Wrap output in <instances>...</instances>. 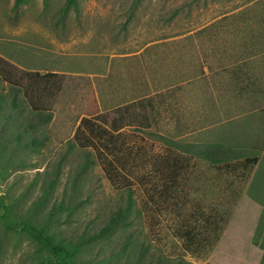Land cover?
<instances>
[{"label":"rangeland","instance_id":"obj_1","mask_svg":"<svg viewBox=\"0 0 264 264\" xmlns=\"http://www.w3.org/2000/svg\"><path fill=\"white\" fill-rule=\"evenodd\" d=\"M13 1L0 0V58L15 63L21 74L31 69L54 71L55 63L66 69L57 72L61 88L46 127L50 140L29 157L38 168L13 164L6 178L0 176V196L8 202V195L25 191L37 170L51 171L61 160L56 189L60 197L89 157L93 164L85 175L83 203L69 223H62L60 232L77 236L87 228H99L129 200V194L123 184H114L106 175L96 147L72 145L73 134L83 116L96 118L107 112L117 116L115 106L152 96L156 122H131L117 140L123 143L120 154L127 158L126 173L133 182L131 225L103 246L98 258L105 263L128 259L120 249L132 233L131 243L152 264L180 258L195 264H259L262 249L252 238L262 205L234 173L182 153L172 141L224 137L238 142L253 131L251 117L264 101L253 105L225 93L230 72L223 67L264 64L261 51L243 60L247 54L240 37L243 29L264 33V0H144L129 22L132 0H80V11L72 10L58 24V10L65 0H51L47 8L43 0H32L18 20L11 17ZM203 27L207 29L200 33ZM9 100L10 96L8 105ZM135 113L140 118L143 109ZM0 125L5 124L0 121ZM10 127L11 122L6 130ZM97 147L108 153L102 143ZM175 157L184 167L172 180ZM217 214L225 220H220L223 230L213 247L188 246L185 231L194 225L203 228L208 217ZM29 249L25 241L9 253L5 264H33Z\"/></svg>","mask_w":264,"mask_h":264},{"label":"trees","instance_id":"obj_2","mask_svg":"<svg viewBox=\"0 0 264 264\" xmlns=\"http://www.w3.org/2000/svg\"><path fill=\"white\" fill-rule=\"evenodd\" d=\"M143 1H131L127 10V22L134 18ZM31 2L32 0H14L11 17L18 20L25 6ZM50 2L51 0H43L44 7H49ZM72 10L80 11V0L64 1L58 10L60 17L56 20L57 24L63 23ZM206 29L207 27H203L198 31L201 33ZM257 38L264 45V37ZM244 53L247 56L243 60L247 61L246 58L253 57L257 52ZM0 61V121L5 124L0 125V176L6 178L5 172L13 164L20 168H38L37 163L29 157L38 154L50 140L46 127L52 119L53 100L61 83L57 81V72L31 69L22 70L21 74L14 69L17 67L15 63L5 58H0ZM208 67L210 70L213 68L212 64ZM223 69L230 72L225 82V93L244 101L250 100L254 105L264 101V64L240 63L229 68L224 66ZM8 96L9 105L6 102ZM159 97L158 101H163L162 94ZM155 102L152 96L141 97L115 106L117 116L108 112L96 118L83 116L72 137V145H93L98 149L106 175L114 184H123L129 200L112 211L99 228H87L77 236H66L60 232L62 223H69L83 203L80 195L85 175L93 160L87 157L76 169L66 188L69 191L63 192L60 197L56 196V189L62 169L61 160L51 171L37 170L25 191L17 196L8 195V202L0 196V264H5L9 253L20 249L25 241L30 248L27 256L33 264H152L144 259L145 255L138 251L137 245L131 243L132 233L120 249L121 252H127L128 259L114 258V262L105 263L106 259L98 258V253L120 231L131 225L135 210L133 182L126 173L127 158L120 154L123 143L117 142L119 134L124 126L134 121H138L140 125L156 122ZM140 107L143 113L138 118L135 112ZM260 108L262 113H255L251 117L253 131L249 137H241L238 142L220 137L196 142L173 140L172 143L182 153H189L221 167L225 172L234 173L238 182L248 186L249 195L262 205L252 241L262 249L259 264H264V106ZM9 122L11 127L7 131L6 124ZM98 142L104 145L108 153L97 147ZM174 163V172L169 175L172 180L184 167L178 157H175ZM31 189L39 191L30 192ZM220 220L222 222L225 218L217 214L214 218L208 217L201 229L195 225L190 226L185 231L188 246L191 243L196 247H213L212 244L223 230L219 226ZM161 264L195 263L180 258Z\"/></svg>","mask_w":264,"mask_h":264},{"label":"crops","instance_id":"obj_3","mask_svg":"<svg viewBox=\"0 0 264 264\" xmlns=\"http://www.w3.org/2000/svg\"><path fill=\"white\" fill-rule=\"evenodd\" d=\"M244 18L247 21L246 25L248 27H250V23H251L250 22V20H251L250 15L247 14ZM263 27H264V24H263ZM259 30H261V29H257L255 33H252V32H250L249 29H243V32L240 35V37H242L244 39L243 42L241 43V46L243 49L242 51H246V52H249V51L260 52L261 51V52H264V45H262V43L259 42L258 38H257V37H264V33H257ZM251 38H253L255 40H252ZM60 63H62V62L60 61ZM61 65H60V67H57V66H59V63H55L56 68H54L52 70H54L55 72H61V70L59 69L61 67L63 68V66H61ZM65 69L66 68H63L64 71H65ZM45 70H48V68L47 69L45 68ZM258 113H262V109Z\"/></svg>","mask_w":264,"mask_h":264}]
</instances>
